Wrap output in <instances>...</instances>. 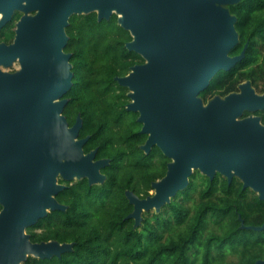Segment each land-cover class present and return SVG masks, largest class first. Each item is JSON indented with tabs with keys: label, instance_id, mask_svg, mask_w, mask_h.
<instances>
[{
	"label": "water",
	"instance_id": "1",
	"mask_svg": "<svg viewBox=\"0 0 264 264\" xmlns=\"http://www.w3.org/2000/svg\"><path fill=\"white\" fill-rule=\"evenodd\" d=\"M238 1L0 0V30L15 10L23 12L13 40L0 42V264L72 249L69 242H33L26 229L66 208L56 198L65 182L105 179L101 169L109 159H96V149L85 153L81 116L69 125L63 114L72 83L71 53L64 47L73 14L96 12L98 20L117 14L132 36L126 48L144 59L115 79L129 89L126 109L138 113L140 132L147 135L141 149L157 146L169 161L163 177L151 183L153 193L142 198L126 190L134 226L143 211L158 212L187 187L195 170L209 178L220 173L228 182L237 176L242 188L264 200V125L258 116L241 118L244 111L264 109V93L244 81L238 92L206 104L199 97L217 71L244 57L246 45L229 55L239 36L227 5ZM14 62L18 69H1ZM248 227L262 230L264 222Z\"/></svg>",
	"mask_w": 264,
	"mask_h": 264
},
{
	"label": "trees",
	"instance_id": "2",
	"mask_svg": "<svg viewBox=\"0 0 264 264\" xmlns=\"http://www.w3.org/2000/svg\"><path fill=\"white\" fill-rule=\"evenodd\" d=\"M227 7L237 18L239 36L230 55L246 45L245 54L217 71L200 93L204 100L236 91L244 81L264 91V0ZM117 19L115 13L101 20L96 12L72 15L64 47L71 52L72 83L63 96V114L69 125L81 116L78 137L88 136L85 153L96 149V159H109L101 169L105 179L65 182L56 198L66 208L49 211L26 232L33 242H69L73 248L60 256H28L23 264H255L264 259V229L248 227L264 222V200L236 177L228 182L220 173L209 178L194 172L188 186L158 212L143 211L139 226L127 217L133 205L126 190L150 195L151 183L165 174L169 159L157 146L148 153L141 149L147 135L140 132L138 113L126 109L129 89L115 77L144 59L126 48L132 36ZM13 35L9 25L3 27L0 42H10Z\"/></svg>",
	"mask_w": 264,
	"mask_h": 264
},
{
	"label": "flooded vegetation",
	"instance_id": "3",
	"mask_svg": "<svg viewBox=\"0 0 264 264\" xmlns=\"http://www.w3.org/2000/svg\"><path fill=\"white\" fill-rule=\"evenodd\" d=\"M34 12L35 11H29L28 12V14L29 15H32V14H34ZM90 13V12H89ZM18 15L19 17L23 14V12L22 11H20V10H15L14 12H13V16L14 15ZM82 14H85V13H82ZM112 14H114V13H112ZM74 15V14H73ZM75 15H79V14H75ZM19 19V18H18ZM70 19V18H69ZM11 22V21H10ZM9 23V22H8ZM7 23V24H8ZM16 23V22H15ZM7 24H6V26H7ZM14 30H15V24H14V29H13V33H14ZM13 37H14V35H13ZM12 40H13V38H12ZM11 40V41H12ZM10 41V42H11ZM6 43H9V42H6ZM64 52L65 53H71V52H67V51H65L64 50ZM229 55H230V53H229ZM231 56V55H230ZM141 63H143V62H141ZM242 83V82H241ZM241 83H239V84H241ZM253 87V86H252ZM254 88V87H253ZM255 89V88H254ZM203 91V90H202ZM239 91V85H238V90H236V91H231V92H229V93H232V92H238ZM255 91L257 92V90L255 89ZM201 93V92H200ZM200 93H199V97H201L202 98V100H203V103L204 104H206L210 99H212L215 95H218V96H220V97H224V96H226L227 94H229V93H227V94H225V95H220V94H215V95H213L212 97H210V98H208V99H203V97L200 95ZM257 93H264V91L263 92H257ZM264 111V109H261V110H256V111H253V112H250V111H244L243 112V114L241 115V118H243V117H247V116H250V115H252V116H258V117H260V122H261V124H263L264 125V122H263V120H262V112ZM196 172L198 171V170H195ZM199 172V171H198ZM217 173V172H216ZM104 174V173H103ZM105 175V174H104ZM203 175H205V174H203ZM222 175V174H221ZM163 177V176H162ZM238 178L237 176H233L232 177V179L233 178ZM231 179V180H232ZM239 179V178H238ZM75 180H77V179H75ZM159 180V179H158ZM240 180V179H239ZM241 181V180H240ZM231 182V181H230ZM241 187H243V182L241 181Z\"/></svg>",
	"mask_w": 264,
	"mask_h": 264
},
{
	"label": "rangeland",
	"instance_id": "4",
	"mask_svg": "<svg viewBox=\"0 0 264 264\" xmlns=\"http://www.w3.org/2000/svg\"><path fill=\"white\" fill-rule=\"evenodd\" d=\"M18 18H19V16L16 14V15H14L13 16V18H12V20H11V22H9L7 25H9V27H10V30L13 32V29H14V24H15V22L18 20ZM19 68V65H18V63L17 62H14L13 63V65H11L10 67H1V69H3V70H7V71H14V70H16V69H18ZM256 90H258V89H256ZM257 92H260L259 90L257 91ZM194 172H196V171H194ZM193 172V173H194ZM192 173V174H193ZM199 175H201V176H203V174L199 171ZM60 180V179H59ZM75 180V179H74ZM73 181V180H72ZM199 181V180H198ZM149 193L151 194V193H153V189L152 190H150L149 191ZM162 208V207H161Z\"/></svg>",
	"mask_w": 264,
	"mask_h": 264
},
{
	"label": "bare ground",
	"instance_id": "5",
	"mask_svg": "<svg viewBox=\"0 0 264 264\" xmlns=\"http://www.w3.org/2000/svg\"><path fill=\"white\" fill-rule=\"evenodd\" d=\"M116 17V16H115ZM125 30V29H124ZM201 95V94H200ZM190 181H191V179H190ZM144 218V217H143ZM257 218V217H256ZM244 223H245V221H243ZM257 232V231H256ZM73 248V247H72Z\"/></svg>",
	"mask_w": 264,
	"mask_h": 264
}]
</instances>
